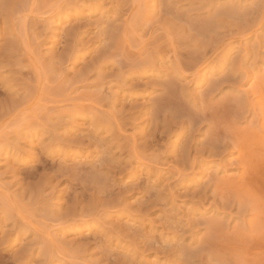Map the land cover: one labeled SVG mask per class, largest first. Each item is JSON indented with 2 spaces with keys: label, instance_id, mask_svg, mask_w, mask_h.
Listing matches in <instances>:
<instances>
[{
  "label": "rangeland",
  "instance_id": "374dc122",
  "mask_svg": "<svg viewBox=\"0 0 264 264\" xmlns=\"http://www.w3.org/2000/svg\"><path fill=\"white\" fill-rule=\"evenodd\" d=\"M0 264H264V0H0Z\"/></svg>",
  "mask_w": 264,
  "mask_h": 264
}]
</instances>
